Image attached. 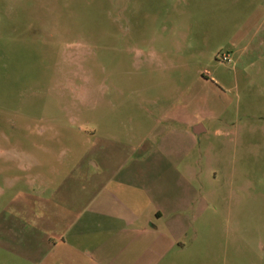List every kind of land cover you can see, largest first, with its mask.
Instances as JSON below:
<instances>
[{"label": "rangeland", "instance_id": "rangeland-1", "mask_svg": "<svg viewBox=\"0 0 264 264\" xmlns=\"http://www.w3.org/2000/svg\"><path fill=\"white\" fill-rule=\"evenodd\" d=\"M172 103L205 128L178 264H264V0H0V264H33L5 222L36 176L140 140L132 117Z\"/></svg>", "mask_w": 264, "mask_h": 264}, {"label": "crops", "instance_id": "crops-1", "mask_svg": "<svg viewBox=\"0 0 264 264\" xmlns=\"http://www.w3.org/2000/svg\"><path fill=\"white\" fill-rule=\"evenodd\" d=\"M175 104L158 115L132 117L140 140L121 145L104 139L94 159L60 170L47 183L36 176L26 214L5 222L20 258L33 264H178L188 227L183 213L194 203L180 169L191 151L187 139L205 128L197 113L174 111Z\"/></svg>", "mask_w": 264, "mask_h": 264}, {"label": "built area", "instance_id": "built-area-1", "mask_svg": "<svg viewBox=\"0 0 264 264\" xmlns=\"http://www.w3.org/2000/svg\"><path fill=\"white\" fill-rule=\"evenodd\" d=\"M222 60H223V61H228V60H229V54H224V55L222 56Z\"/></svg>", "mask_w": 264, "mask_h": 264}]
</instances>
